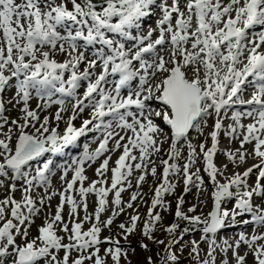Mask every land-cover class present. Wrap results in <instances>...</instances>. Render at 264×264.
Instances as JSON below:
<instances>
[{
	"label": "snow or ice",
	"instance_id": "snow-or-ice-1",
	"mask_svg": "<svg viewBox=\"0 0 264 264\" xmlns=\"http://www.w3.org/2000/svg\"><path fill=\"white\" fill-rule=\"evenodd\" d=\"M154 13H158L154 26L142 30L145 20ZM257 26L260 30L252 32ZM58 54L66 58L57 61ZM111 77L117 79L113 82ZM133 81L137 87H128ZM245 86L252 88L248 99L243 98ZM125 88L126 95L122 94ZM12 89L14 94L7 103L13 107L22 104L23 115L9 120L3 93ZM33 93L42 102L35 110L29 107ZM55 94L71 98L67 119L64 113L69 109L65 99H53ZM156 102L159 106L153 107ZM52 104L59 105L57 111L51 118L44 116L41 120L37 110L45 111ZM236 105L250 107L232 111L228 117V111ZM133 107L135 112L131 111ZM85 109L89 110V118L77 128L73 121ZM208 118L214 120L208 133L211 146L206 148L201 143L197 153L189 132L195 130L203 135ZM225 118L234 121L227 126L225 135L239 138L240 143L234 152L225 153L228 160L234 164L237 160L243 164L249 157L258 160L242 173L234 172L231 176H224L213 162ZM51 119L65 122L62 134L57 130L58 124L50 126ZM243 119L250 123L243 124ZM162 125L169 126L170 132L165 133ZM28 128L32 131H26ZM100 130L103 139L93 152L85 148L83 155L72 159V165H57L63 170L61 180L66 185L58 193L60 203L55 214L49 213L38 227V236L28 240L32 218L40 213L46 200L57 195L46 193L39 198L41 207H37L31 192L50 183L48 176L53 172L54 161L43 160L34 168V175L30 162L40 160L46 153H60L79 137ZM0 137V178L12 181L7 186L9 194L0 199V264H39L41 260L44 264H69L73 251L79 255L71 259V264H85L86 260L106 264V259L100 256L102 243L115 245L105 249V257L110 256L113 264H120L121 256L127 253L122 251L119 240L111 236L100 238V225L111 226L115 217L125 212V207L133 208L139 193L132 192L126 203L121 193L132 187L129 178L134 170L141 172L136 178L137 188L147 174L156 176V167L149 165L153 163V154L162 151L165 139L170 140L168 159L160 161L161 182L155 187L142 235L164 244L152 235L162 219L159 212L153 213L158 206L168 210L163 196L175 191L176 183L169 179L175 175L184 184L175 217L187 221L188 226L179 238H171L179 224L164 228L170 237L165 247L170 264L179 261L172 247L186 234L196 231L201 233L200 240L190 241L189 252L196 264H217V249L224 253L220 264H229V250L235 264H246L249 253L254 264H264V243H258L264 241V232L256 231L257 227H264V184L260 183L264 179V0H0ZM181 141L186 142L188 149L182 167L170 163L180 158L177 145ZM245 144L252 145L251 151L244 148ZM121 149L115 166L109 168L111 156L105 157L95 170L101 179L85 187L88 178L84 165L95 162L106 152ZM200 154L214 189L213 208L204 217L190 216L181 210L183 195L193 187L198 195L202 190L200 169L190 171ZM222 167L226 169L227 165ZM70 168L74 175L66 180ZM254 170L256 181L250 185L248 178ZM217 176L224 177V182ZM18 181L23 193L19 201L11 194L17 190ZM4 186V179H0V187ZM71 192L78 193L79 203ZM110 193L111 215L101 221ZM89 194L97 198L92 214H88ZM253 196L261 198V203L254 205ZM229 201H234L230 209L224 207ZM65 204L69 206L68 221L62 215ZM80 208L85 212L82 220ZM188 211L195 212L196 205ZM245 215L249 219L237 220ZM139 219L138 214L131 215L129 223L119 224L124 239L136 230ZM85 222H91L87 231L82 230ZM237 223L252 224V234L240 232L233 243L228 239L217 243V233ZM57 230L66 234L68 243H63L65 237L58 235ZM17 237L25 242L18 244ZM201 243L208 246L203 257ZM241 244L247 246L244 255L238 251ZM141 247L147 249L148 245ZM61 250L64 256L58 259L56 253ZM147 264H153L151 257Z\"/></svg>",
	"mask_w": 264,
	"mask_h": 264
},
{
	"label": "rangeland",
	"instance_id": "rangeland-1",
	"mask_svg": "<svg viewBox=\"0 0 264 264\" xmlns=\"http://www.w3.org/2000/svg\"><path fill=\"white\" fill-rule=\"evenodd\" d=\"M63 60H59V61L62 62ZM16 107L17 106L13 107V105H9L8 110L13 111L14 109H16ZM9 111L5 112L6 117H7V115H8L7 113ZM54 113L55 112H52L50 114V118L52 117V115ZM10 119L12 120L15 118H14V116H10ZM51 120H54V119H51ZM165 133H167V131H165ZM191 133L193 134L195 132L192 131ZM203 134H204V131H203ZM202 136L203 135H200V136L196 135L195 139H192V140L190 138L189 139L193 142V145L196 146L199 144L200 140L202 139L201 138ZM0 138H2V137H0ZM13 140H15V137H13ZM221 145L223 146V148H228L225 151V153L227 151H230V147H227L225 143H221ZM224 155L226 157V154H224ZM159 156H160V153L153 154V156L151 157L153 163L149 165V168L156 167V169H157L156 174H158V168H157L156 164L158 163L157 161L159 159ZM180 157L183 158L185 156L183 155V153H181ZM201 163L204 164V160H201ZM202 164H200V165H202ZM161 167L163 168V166H161ZM254 174L257 175L256 171ZM200 176L202 178H204L203 174H201V173H200ZM88 177H89L88 179H92L93 177H95V174L92 172L90 174V176H88ZM155 177H153L149 173V176L147 178H145V181L140 185L139 188L136 187V179L131 182L133 189H131V190L129 189V190L125 191L121 195L122 200L125 203L128 202L130 200L131 193L136 191V190L139 193L138 198L135 202H133V208L129 209V208L125 207V212L120 214V217L117 220L129 223L130 216L131 215H137V214L140 217L139 221L137 222L138 224L140 222L144 223V221L148 219L147 211H148V208L151 206V199L148 200L147 195H149V193L151 192V189L153 191L155 190V187H156ZM174 178H175L174 181L176 183L175 191L172 194H165L164 198H163V200L166 202V204L168 206V210L164 211L162 208H160L158 206V208H156L154 210V213H153V214H155L156 212H159L162 219H161V221L157 222L156 230L152 233V235H153L155 240H163L164 244H157V243L153 242V240H149L146 237H144L142 235L143 224L139 225V226L137 225L136 230L132 234H129L127 236V239H124V234L122 233V230L118 226L116 227L115 230L110 231L108 234L100 235V238L102 240L105 237H109V236L113 237L114 239L119 240V246L121 247L122 251L127 253L126 256H123V255L121 256L120 264H147L148 257H151L153 264H168L169 263V261L167 260L168 254L165 251V247L168 244L170 237L164 231V228L170 226L173 223L179 224V228L177 229L175 236L171 237V238H179L180 233L183 231V229L185 227L188 226L187 221L182 223L183 220H179L175 217V212H176V207H177V199L182 194H184V186H183V184H181L179 182V178L177 176L174 175ZM0 179H4V178H0ZM218 180L223 182L220 178ZM255 180H256V176H255ZM5 183H4L5 186L1 187L2 190L0 191V199H3L6 195L9 194L7 186L11 182H8L7 184H5ZM260 183L264 184V179H262L260 181ZM213 190H214L213 184L211 181H208L207 183H205L204 190L202 192L205 200L203 201V204L199 208V211H198L197 206H196L195 212H189L188 209L190 207H192L193 205H196L195 202L198 199H196L194 196H192L191 200H190L188 193L186 195H183V199H184V197H185V199H184V204L181 206V210L190 216L191 215H199V214L202 217L207 216V214L213 208V199L211 197V193ZM11 194L14 197H16V196H18V194H21V192L19 193V191L16 190L14 193H11ZM193 194L196 195L197 192L195 191V192H193ZM41 197H43V196H41ZM187 198H189V199H187ZM46 202L48 204L47 205L44 204L41 207L40 213L32 218L34 220V223H32L31 227L28 230L29 231L28 238H27L28 240H32L33 238L38 236V233L34 234L31 232V230L33 228L38 229L39 226L44 224L43 220L45 219L46 214L48 215V213H51L55 209V195H53L50 200H48V201L46 200L45 203ZM260 203H261V201H259V204ZM38 206H40L39 203H38ZM124 206L125 205H122V207H124ZM200 235H201V233L199 231L190 232L189 234H186L182 240H180V242L178 243L177 246L174 245L172 247L171 251L174 252L179 257L178 262H181L180 264H196V261L192 258V256L189 255L190 248H191L190 241H192V240L199 241ZM219 235H221L222 237H224V236L226 237L227 233H225V234L219 233ZM24 242L25 241L22 240L20 237H17V243L18 244H22ZM63 242H65V241H63ZM258 243H264V241H258ZM141 244H147L148 248L147 249L142 248ZM109 247H115V245H110L108 243H102L101 245H99L100 256L104 257L106 259V264H113V261H112L110 256L105 257V249L109 248ZM207 247L208 246L205 243L200 244V248L203 250L201 252V257H203L204 254L206 253ZM181 248L183 249L182 251H181ZM63 256H64V254L60 257V259ZM222 256L224 257L223 253H222ZM74 258H76V256L70 257L69 264H71V259H74ZM227 258H228V256H227ZM228 260H229V264H230L231 261H230V259H228ZM232 260L235 261L234 257L232 258ZM217 262H218V259H217ZM85 264H92V262L86 260ZM246 264H254L252 255L250 256V259L246 258Z\"/></svg>",
	"mask_w": 264,
	"mask_h": 264
},
{
	"label": "bare ground",
	"instance_id": "bare-ground-1",
	"mask_svg": "<svg viewBox=\"0 0 264 264\" xmlns=\"http://www.w3.org/2000/svg\"><path fill=\"white\" fill-rule=\"evenodd\" d=\"M56 58H59V59H61V60H63L62 58L64 57V55H62V54H58V55H56L55 56ZM80 90H82V89H80ZM8 91V90H7ZM7 91H5L4 93H3V99L5 100V107H6V111H9L8 110V106L9 105H12V104H9V103H7V101L13 96V94H14V91L15 90H13L12 92H7ZM35 96H33V98H34ZM31 99V101H29V107L31 108V109H37V101L35 100V99ZM17 107H16V109H14L12 112L11 111H9L7 114V118L9 119V120H11L10 119V116H14V118L15 119H18V118H20L23 114L21 113V111H20V108L22 107V104H17L16 105ZM67 108H69V105L68 106H66ZM231 110V112H228V117H231V114H232V111H234V109L232 108V109H230ZM54 111V107L52 106V108L50 107V108H48L47 110H45V111H39L38 110V114H39V116H40V118H41V120H43V118H44V116H49L50 117V114L52 113ZM70 114V110L68 111V112H65L64 113V116H65V119H67V116ZM89 114V110L88 109H85V111H84V113H82V114H80L78 117H77V119L75 120V121H73V123H75V122H77L78 120H80L83 116H87ZM224 113L222 112V115H223ZM67 115V116H66ZM57 124H58V132H61V131H64L65 130V128H66V124H65V122L64 121H59V122H57V121H55V120H51L50 121V126L51 127H56L57 126ZM213 124H214V120L212 119V118H208V120H207V126L206 127H203V131H204V134H203V136L200 138L201 140H200V142H199V144H201V143H205L206 144V148L207 147H210L211 146V138L208 136V133L212 130V126H213ZM231 124H234V121L233 120H231L230 118H225L224 120H223V125H224V129L223 130H221V132L219 133V135H218V150H217V152L214 154V156H213V162L216 164V166L224 173V176H231L234 172H240V173H242L244 170H246L248 167H251L253 164H256V163H258V160H253L252 158H247L246 159V161H245V163H243V164H240L239 163V161L237 160V162L234 164V163H232V162H230L229 160H228V158H227V155H226V157H225V151L228 149V148H222L219 144L221 143V142H223V143H226V145H227V147H230V151H235L236 149H238L239 147H240V143L239 142H237V141H235V140H232V142H229V138H227V135H225V131L227 130V126L228 125H231ZM37 126H39V125H37ZM7 128H8V126L6 125L5 126V128H4V131H7ZM26 131H28V132H31L32 131V129L31 128H28V129H26ZM193 131V130H192ZM194 132L195 133H193L192 134V138H191V140L192 139H195V136L197 135V136H200V134L199 133H197L195 130H194ZM238 134V133H237ZM162 139H163V137H162ZM192 142V141H191ZM192 144H193V142H192ZM198 144V145H199ZM198 145H196V150H197V153H199V147H198ZM178 149L180 150V152L181 153H183V155L185 156V157H183V158H179L178 160H176V161H170V163L171 162H176V163H178V164H180L181 165V167L183 166V164H184V162H185V158L187 157V154H188V149H187V146H186V142L185 141H183V142H179L178 143ZM169 148H170V140H168V139H165V142L163 143V145H162V151L160 152V156H159V159H158V163L156 164V166H157V168H158V174H156V177H155V179H156V186L161 182L160 181V176H161V173H162V165H161V163H160V161L162 160V159H168V156H167V153H168V151H169ZM244 148L245 149H247L248 151H251L250 149H249V146L248 145H244ZM138 156H139V154H137ZM201 160H203V158H202V154H200L199 156H198V158H197V161H196V163L192 166V168L190 169V171H192V172H195L196 171V169L197 168H199L200 169V173L201 174H203V176H204V178H203V185L201 186L202 187V190L200 191L201 193H199V195H195V194H193V192H197V190L193 187L192 189H191V191L190 192H188V194H189V198H190V200H191V197L192 196H194L196 199H198L196 202H195V204H196V206H197V209H198V211H199V208L201 207V205L203 204V203H201V201H204L205 199H204V196H203V194H202V192H203V190H204V186H205V183H207L208 181H211L210 179H209V177H208V174H207V172L204 170V168H205V164H202L201 163ZM114 161V160H113ZM110 163H112V160H111V162ZM200 164H202V165H200ZM227 165V168L225 169V168H223L222 166L223 165ZM255 171L256 170H254L253 171V173L252 174H250V176H249V178H248V183L250 184V185H254V183H255ZM32 173L34 174V169H33V171H32ZM199 173V174H200ZM141 175V172L139 173V176ZM149 176V174H147L146 175V177L145 178H147ZM224 182V177H222V176H217V179H219V178ZM101 178V177H100ZM169 179L172 181V182H174L175 183V178H174V175L173 176H170L169 177ZM91 180H95V177H93ZM6 182V183H5ZM8 182H11L12 183V181H10V180H8V179H4V183L5 184H7ZM179 182L181 183V184H183V180L182 179H180L179 178ZM17 183V182H16ZM18 186V185H17ZM183 186H184V184H183ZM132 188V187H131ZM133 189V188H132ZM2 190V188L0 187V191ZM17 190L19 191V193L21 192V194H18V196H16V197H14L16 200H21V198H22V195H23V193H22V191L21 190H19L18 188H17ZM134 192H137V190L136 191H134ZM153 194H154V191L151 189V192L149 193V195H147V197H148V200L149 199H152V197H153ZM163 198H164V196H163ZM189 198H187V199H189ZM253 198H256V199H254L255 201L253 202V203H255V205L256 204H259V201H261V198H259V197H256V196H253ZM35 199V198H34ZM184 199H185V197H184ZM186 199V200H187ZM46 205L48 204V203H45ZM233 204H234V201H229L227 204H225L224 205V207H227V208H232V206H233ZM37 207H38V204H37ZM40 207V206H39ZM96 207V206H95ZM158 208V207H157ZM53 211H55V210H53ZM52 211V212H53ZM111 211H112V209L110 208V206H107V209H106V211L104 212V213H102L101 214V217H100V219H101V221H104V220H106L110 215H111ZM68 210H66V209H64L63 210V212H62V214H64V220L65 221H68V219H69V217H68ZM200 215V214H199ZM201 216V215H200ZM245 216H247V215H245ZM84 217V216H83ZM83 217L82 216H80L79 215V219L80 220H82L83 219ZM120 217V215H118V216H116L115 217V219L113 220V223H112V225L111 226H109V227H104L103 226V224H101L100 225V227L102 228V231H101V233H100V235H104V234H108L110 231H113V230H115L116 229V227L117 226H119V224H121V223H126V222H124V221H120V220H117L118 218ZM237 220L239 221V220H242V217H237ZM184 222H186V221H183L182 223H184ZM181 223V222H180ZM127 224V223H126ZM143 223H137V225L139 226V225H142ZM43 225V224H42ZM71 227V224H69V228ZM91 227V222H85L84 224H83V231H87L89 228ZM257 231V230H256ZM31 232L32 233H34V234H37L38 233V229L36 228H33L32 230H31ZM240 232H244L245 234H247V235H251L252 234V232H253V230L251 231V230H249L248 228H247V226H245V225H243V224H240V223H237L234 227H230V228H227V229H224V230H222V231H220V232H218L217 233V236H216V239H217V243H222V240L223 239H228L229 240V243H233L234 242V239L235 238H237V234L238 233H240ZM258 233L260 232V231H257ZM219 233H222V234H225V233H227V236L225 237H222L221 235H219ZM57 234L58 235H60V236H64L65 237V239H64V241H68V239H67V236H66V234L65 233H63V232H60L59 230H57ZM33 237V236H32ZM69 242V241H68ZM67 242V243H68ZM66 243V242H65ZM178 244H175V246H177ZM239 253H240V255H244L246 252H247V246L246 245H244V244H241V246H240V248H239ZM64 252H63V250H61V251H59V252H57L56 253V255H57V258L59 259L60 257H61V255L63 254ZM224 254V253H223ZM78 256L79 255V253H77V252H75V251H73L72 252V254H71V257H73V256ZM227 256H228V259H230V264H235V261H233L232 260V258H233V255H232V251L231 250H229L228 251V253H227ZM250 253L248 254V256H247V258H249L250 259ZM217 259H218V262H217V264H220V262H221V260L222 259H224V257L222 256V252H220L219 251V249H217ZM181 262H178V264H180ZM39 264H44V260H41V261H39ZM168 264H170V262L168 263Z\"/></svg>",
	"mask_w": 264,
	"mask_h": 264
}]
</instances>
